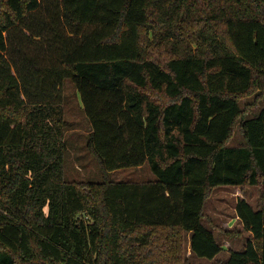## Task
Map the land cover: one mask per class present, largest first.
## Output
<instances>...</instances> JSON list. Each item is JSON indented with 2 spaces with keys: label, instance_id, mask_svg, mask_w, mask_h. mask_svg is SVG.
<instances>
[{
  "label": "trees",
  "instance_id": "trees-1",
  "mask_svg": "<svg viewBox=\"0 0 264 264\" xmlns=\"http://www.w3.org/2000/svg\"><path fill=\"white\" fill-rule=\"evenodd\" d=\"M66 79L99 179L66 175ZM258 92L264 0H0V264H264V108L241 104ZM146 161L156 178L110 177ZM219 186L260 190L225 260Z\"/></svg>",
  "mask_w": 264,
  "mask_h": 264
},
{
  "label": "rangeland",
  "instance_id": "rangeland-1",
  "mask_svg": "<svg viewBox=\"0 0 264 264\" xmlns=\"http://www.w3.org/2000/svg\"><path fill=\"white\" fill-rule=\"evenodd\" d=\"M65 93V115L69 122L67 129V138L69 139L68 155L65 165L66 175L69 178L78 180L83 179H99L101 178V170L96 159L89 153L86 144L87 137L91 131L88 118L83 109L79 93L70 79L64 82ZM258 93L245 96L241 99L242 106L247 109L242 117H254L259 114L260 110L264 108V95ZM241 119V117H240ZM240 119L236 123L234 134L228 146H238L244 144L245 140L240 131ZM110 177L113 180H148L156 178L155 172L151 169L149 162L143 166H131L113 170L110 172ZM260 195V190L257 186L246 187L244 190L241 187L234 186H219L212 193L207 201L205 212L207 218L205 223L208 224V217H210L214 225L219 226L216 233H221L220 227H225L228 223L231 228L238 229V221L236 222L235 204L239 196L245 197L254 207L257 205ZM242 237H234L223 243V253L220 255L224 258L230 249L241 250L248 239L249 231L242 227ZM218 233V234H219ZM220 235V234H219ZM189 247V246H188ZM190 248V247H189ZM187 250L190 259L195 262H207L208 259L194 257L190 255V250Z\"/></svg>",
  "mask_w": 264,
  "mask_h": 264
},
{
  "label": "crops",
  "instance_id": "crops-1",
  "mask_svg": "<svg viewBox=\"0 0 264 264\" xmlns=\"http://www.w3.org/2000/svg\"><path fill=\"white\" fill-rule=\"evenodd\" d=\"M241 197H243V196H241ZM237 214V213H236ZM237 220H239L238 222H237ZM236 222L238 223V225H239V228L238 229H235V228H231V225L228 223L225 227H220V232L221 233H216V230L218 231V228H219V226H213V229H214V231H215V233H216V235H217V237L221 240V241H227V240H229V239H233L234 237H242V235H243V233H242V235H234L233 237H227L222 231H223V229H225V230H238V231H243L242 230V227H243V223H242V221L239 219V217L236 215ZM215 227V228H214ZM248 238H251V233L249 232V236H248ZM189 248V247H188ZM224 248H226V247H224ZM189 250H190V248H189ZM224 250V249H223ZM223 250L218 254V258H220V259H222V260H225V259H227L228 258V256H229V253H230V251L229 252H227L226 254V256L224 257V258H222L220 255L223 253ZM190 252V255H192V253H191V250L189 251ZM187 256H188V253H187Z\"/></svg>",
  "mask_w": 264,
  "mask_h": 264
}]
</instances>
